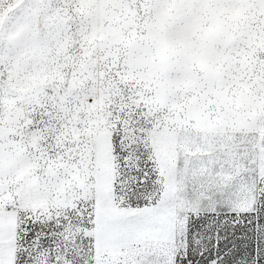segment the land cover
<instances>
[{"label":"snow or ice","instance_id":"6c2138e0","mask_svg":"<svg viewBox=\"0 0 264 264\" xmlns=\"http://www.w3.org/2000/svg\"><path fill=\"white\" fill-rule=\"evenodd\" d=\"M0 264H264V0H0Z\"/></svg>","mask_w":264,"mask_h":264}]
</instances>
